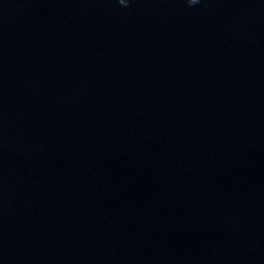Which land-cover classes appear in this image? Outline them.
Instances as JSON below:
<instances>
[{
    "label": "clouds",
    "instance_id": "9594fccd",
    "mask_svg": "<svg viewBox=\"0 0 264 264\" xmlns=\"http://www.w3.org/2000/svg\"><path fill=\"white\" fill-rule=\"evenodd\" d=\"M189 5H195L199 2V0H187ZM118 3L121 5L127 7L128 6V0H118Z\"/></svg>",
    "mask_w": 264,
    "mask_h": 264
}]
</instances>
